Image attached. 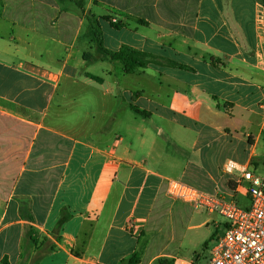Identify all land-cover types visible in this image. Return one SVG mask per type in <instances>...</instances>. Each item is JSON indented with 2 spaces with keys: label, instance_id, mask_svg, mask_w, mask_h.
Masks as SVG:
<instances>
[{
  "label": "crops",
  "instance_id": "1",
  "mask_svg": "<svg viewBox=\"0 0 264 264\" xmlns=\"http://www.w3.org/2000/svg\"><path fill=\"white\" fill-rule=\"evenodd\" d=\"M84 2L0 0V264H129L134 255V264H181V205H190L170 199L163 180L230 198L225 162L253 166L264 130V0ZM88 17L104 49L132 47L150 55L147 67L127 74L100 53L82 59ZM96 64L110 68L104 77L81 70ZM81 84L92 92L70 91ZM69 98L93 120L84 135L62 126ZM154 116L169 118L167 140L137 122ZM245 141L248 157L229 159ZM208 215L198 226L218 227Z\"/></svg>",
  "mask_w": 264,
  "mask_h": 264
},
{
  "label": "built area",
  "instance_id": "2",
  "mask_svg": "<svg viewBox=\"0 0 264 264\" xmlns=\"http://www.w3.org/2000/svg\"><path fill=\"white\" fill-rule=\"evenodd\" d=\"M223 170L236 184L235 195L230 198L172 178L163 180L165 192L170 199L188 204L197 212L226 219L225 235L205 264H264V178L250 164L232 159L225 162ZM239 193L249 204L242 206L237 202ZM127 228L132 233L139 229L134 220L128 222ZM188 264L199 263L192 260Z\"/></svg>",
  "mask_w": 264,
  "mask_h": 264
},
{
  "label": "rangeland",
  "instance_id": "3",
  "mask_svg": "<svg viewBox=\"0 0 264 264\" xmlns=\"http://www.w3.org/2000/svg\"><path fill=\"white\" fill-rule=\"evenodd\" d=\"M104 13V12H103ZM102 16L105 14H101ZM89 21V20H88ZM94 23V21L92 22ZM95 24V23H94ZM103 28L105 27V22H101ZM87 27H88V33H87ZM92 25L90 22L86 25V29H84V34H82L81 41H80V56L83 59V54H89L91 56L98 57L99 52L97 51V43L93 42V44L85 45L84 39L87 37L93 38L92 35ZM86 31V35H85ZM103 35V34H102ZM91 47V48H90ZM88 56H86L87 58ZM116 71H118V68H121L120 65H116ZM110 69L105 64L101 65H95L94 67H82V71H90L98 76L104 77L106 70ZM81 81L84 82V78L80 77ZM64 85L67 86L66 83ZM63 85V86H64ZM65 87V86H64ZM96 87L100 88L96 85ZM70 91L72 93H87L92 92V89L81 84L78 87L72 88L70 87ZM86 109L83 108L81 105V102H73L72 98L67 99L66 101V107L64 108V122L62 123V126L65 130L71 131L72 128L75 126V132H78L82 135L85 134L84 130L88 127H90L93 124V120L91 119V116L86 114ZM169 118L166 117H158L154 116L151 119H139L137 122L140 126L144 125L149 130L152 131L154 135H156L160 140H167V134H169L168 125L170 124ZM247 133H253L256 137L259 135V128H250V130H246ZM241 133V132H240ZM236 149V146L233 148ZM238 153L237 154H228L229 159L233 158L238 161H244V158H247L249 153L251 152V147L248 145V142L245 141L243 144L240 145V147L237 148ZM253 169H255L256 173L264 178V130L260 132V139L257 142V146L255 147V154L253 157ZM175 178H177L175 176ZM179 179V178H177ZM237 202L245 206L249 204L248 200H245L242 195L237 197ZM180 206V205H178ZM186 209V226L183 228L181 234H186V239L183 246V252H182V259L181 261L184 262V264H188L192 260H195L199 264H205L209 259H211V253L213 248L218 244V241L220 238H223L225 235V228H226V219L223 218L220 215L212 214V218L215 219V221L219 222L218 227L217 225L211 224L210 226L204 225V226H198L201 223H203L209 215L206 214H199L197 211L193 210L192 207L187 205H181ZM179 217L182 218V216L179 215V213H176L174 211V215L171 217V219L176 221L175 225V231L176 234H180V225H179ZM190 219V221H189ZM190 226H193L192 228H188ZM171 229V227H170ZM173 230V229H172ZM179 263V260H160L157 264H176Z\"/></svg>",
  "mask_w": 264,
  "mask_h": 264
},
{
  "label": "trees",
  "instance_id": "4",
  "mask_svg": "<svg viewBox=\"0 0 264 264\" xmlns=\"http://www.w3.org/2000/svg\"><path fill=\"white\" fill-rule=\"evenodd\" d=\"M71 2H74L79 8L84 10L85 8V2L84 0H69ZM88 20L90 24L92 25V42L97 43V51L102 54L105 58H108L114 62L120 63L123 66V69L125 73L127 74H132L135 73L137 69L140 68H146L148 65V58L150 55L137 51L136 49L129 47V46H124L120 50L115 51V52H110L104 49L103 47V35L99 30V23L97 20L93 21L91 20V17H88ZM113 27L117 30L122 29L123 25L121 24H113ZM87 77L98 82V83H103L102 78L92 75V74H87ZM132 109L143 116H148V113L145 111L139 110L137 107L132 106ZM30 244L31 246H37L38 241L37 238L34 234V231L31 230L30 234ZM39 261V260H38ZM136 261H138V256L134 255L130 260L129 264H134ZM1 264H10L8 259H3Z\"/></svg>",
  "mask_w": 264,
  "mask_h": 264
}]
</instances>
